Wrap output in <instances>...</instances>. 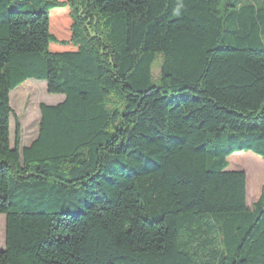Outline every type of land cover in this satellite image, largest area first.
Here are the masks:
<instances>
[{
  "label": "trees",
  "instance_id": "16d2710c",
  "mask_svg": "<svg viewBox=\"0 0 264 264\" xmlns=\"http://www.w3.org/2000/svg\"><path fill=\"white\" fill-rule=\"evenodd\" d=\"M28 80L64 101L21 149ZM240 152L264 160V0H0V264H264Z\"/></svg>",
  "mask_w": 264,
  "mask_h": 264
},
{
  "label": "rangeland",
  "instance_id": "374dc122",
  "mask_svg": "<svg viewBox=\"0 0 264 264\" xmlns=\"http://www.w3.org/2000/svg\"><path fill=\"white\" fill-rule=\"evenodd\" d=\"M258 2L260 0H243ZM160 72L159 60L152 68V75L157 79ZM64 101V95L48 94L45 82L28 80L10 93V107L14 116L10 121V142L14 147L16 122L20 129V148L28 147L38 135L40 124V106H56ZM226 171H239L246 174V203L254 204L264 186V160L250 152L235 153L227 158ZM263 182V183H262ZM256 191L252 193L253 190ZM5 248V216L0 215V251Z\"/></svg>",
  "mask_w": 264,
  "mask_h": 264
}]
</instances>
